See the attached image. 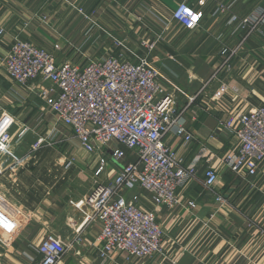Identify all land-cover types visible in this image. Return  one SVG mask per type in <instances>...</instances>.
I'll return each instance as SVG.
<instances>
[{
  "label": "crops",
  "instance_id": "1",
  "mask_svg": "<svg viewBox=\"0 0 264 264\" xmlns=\"http://www.w3.org/2000/svg\"><path fill=\"white\" fill-rule=\"evenodd\" d=\"M181 1L0 0V105L15 117L9 149L0 153V193L7 205L27 216L12 242L0 244V264H28L49 233L69 246L58 264H264V165L254 176L231 171L223 157L235 152L239 142L219 126L230 114L264 105V24L244 43L247 30L240 26V18L264 7V0H205L204 5L186 0L204 12L195 30L172 18ZM145 9L165 10L171 17L157 25L154 39L163 40L155 41L153 54L161 72L181 90L177 109L188 106L182 117L194 134L188 143L173 133L167 141L187 162L203 145L210 159L199 162L197 177L181 188V204L174 208L155 205L141 186L123 191L127 197L138 193L139 205L156 214L164 231L163 254L127 259L115 252L102 261V224L86 221L89 210L82 202L99 185L113 183L123 164L137 154L119 146L126 157L115 160L109 147L98 153L85 150L41 97V88L51 83L42 77L26 85L15 83L5 57L16 38L53 52L58 63L75 55L91 59L93 46L109 53L111 38L142 53L141 40L152 41L153 35L143 24L145 18L139 23L129 12ZM227 54L229 66L211 79ZM221 81L229 89L215 99ZM40 139L43 143L34 147ZM99 156L106 164L97 174ZM208 166L219 172L215 192L204 185ZM217 194L227 203H218Z\"/></svg>",
  "mask_w": 264,
  "mask_h": 264
},
{
  "label": "built area",
  "instance_id": "2",
  "mask_svg": "<svg viewBox=\"0 0 264 264\" xmlns=\"http://www.w3.org/2000/svg\"><path fill=\"white\" fill-rule=\"evenodd\" d=\"M199 4H205V0ZM203 17L204 12L186 0L179 2L172 12L173 20L186 30L199 27ZM263 21L264 7L244 21L247 31L242 43ZM155 43L142 41L145 52L136 53L124 41L115 39L114 47L130 52L137 57L135 61L119 51L85 63L72 58L58 63L50 51L16 38L5 57L7 74L15 83L26 85L39 77L51 83L50 87L41 88V97L49 103L57 121L73 130L85 150L98 153L109 147L115 160L126 157L125 149L119 146L137 154L135 160L123 164L113 183L99 185L82 202L89 210L86 221L99 220L102 224L99 250L102 261L115 252L127 259L163 254L164 231L156 214L139 205L138 193L127 197L123 191L141 186L155 205L174 208L181 204V188L197 177L199 162L205 157L210 159L203 145L195 158L187 162L167 141L173 133L188 143L194 134L182 117L188 106L177 109V92L181 90L161 72L151 55ZM230 59L231 54H227L211 79L229 66ZM228 89V82L221 81L214 98L221 99ZM193 100L194 97L190 98ZM14 124L15 117L0 105V153L9 149ZM219 126L235 135L239 142L235 152L223 157V163L234 173L256 175L264 165V105L230 114L220 120ZM43 141L38 140L34 147ZM105 164L106 158L101 157L97 174ZM2 169L0 166V172ZM218 180L219 172L208 166L204 172L205 187L215 192ZM4 199L0 193V244L8 246L27 216L7 205ZM216 201L227 203L220 194ZM35 247L37 256L31 257L28 264H58L69 246L49 233Z\"/></svg>",
  "mask_w": 264,
  "mask_h": 264
},
{
  "label": "rangeland",
  "instance_id": "3",
  "mask_svg": "<svg viewBox=\"0 0 264 264\" xmlns=\"http://www.w3.org/2000/svg\"><path fill=\"white\" fill-rule=\"evenodd\" d=\"M204 5V4H203ZM257 10V9H256ZM254 12V11H253ZM253 12H251L248 16H246V17H243V18H240V26L244 29V27H243V23H244V21L246 20V19H249L252 15H253ZM130 13V15H131V17L132 18H134L135 20H137L139 23H140V21H141V18L143 17V18H145V22L143 23V24H145L144 26L146 27V30H148L149 32H150V34L151 35H153V38H152V41H150V40H147V39H142L141 40V42H140V45H139V47L142 49V53H144L145 52V49H144V47L142 46V41H146V42H151V43H153V42H155L156 40H163V38H156V39H154V37H155V35H154V32H156V29L158 28L157 27V25L158 24H160L159 22H162V23H165L166 24V21L167 20H169L171 17L168 15V13L169 12H166L165 10H161V11H157V10H153V9H145V11H143V10H138V11H130L129 12ZM234 20H236V18H233ZM166 20V21H165ZM157 23V24H155L154 25V27H152V25L154 24V23ZM264 24V21L263 22H261L260 24H259V26H258V28H257V30H259L260 28H261V26ZM244 37H245V35H244ZM244 37H243V39H244ZM145 38H147V37H145ZM22 39V38H21ZM113 41V46H114V38H111ZM25 40V39H24ZM166 39L164 38V41H165ZM132 51H134V52H136V53H140L139 52V50L136 48H133L131 45H129L127 42H124ZM112 45H111V50H109V51H111V52H113V53H117V52H124L125 53V56L126 57H128L129 59H131L132 61H135L136 59H137V57H135L134 55H132L130 52H128V51H125L122 47H112ZM56 47L58 48L59 47V45L58 44H56ZM42 48V47H41ZM75 47H72V49H74ZM47 50V49H46ZM89 50H93L92 51V53L90 54V56H92L91 57V59H101V58H103V57H105L104 55L106 54V56L108 55V52H105L103 49H102V46H100V47H97V46H93V47H90L89 48ZM154 50L155 49H153V51L151 52V55H152V57H154L155 58V56H154ZM49 51V50H48ZM51 52V51H50ZM103 52H105V54L103 53ZM146 52H147V49H146ZM51 53H53V52H51ZM123 53V54H124ZM76 57H78V55H75V57H72V59H75V60H78V61H88V59H84V60H82L83 59V57H79V58H76ZM128 58H126V59H128ZM69 59V58H68ZM66 60V59H65ZM64 60V61H65ZM156 63V66H158L157 65V62H155ZM51 110V109H50ZM51 112L52 113H54L52 110H51ZM55 114V113H54ZM56 115V114H55Z\"/></svg>",
  "mask_w": 264,
  "mask_h": 264
}]
</instances>
